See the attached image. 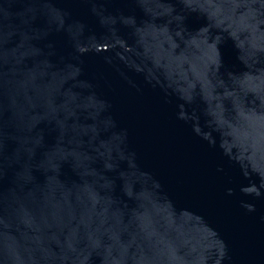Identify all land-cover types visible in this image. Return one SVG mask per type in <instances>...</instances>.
<instances>
[{
    "label": "water",
    "instance_id": "water-1",
    "mask_svg": "<svg viewBox=\"0 0 264 264\" xmlns=\"http://www.w3.org/2000/svg\"><path fill=\"white\" fill-rule=\"evenodd\" d=\"M0 264H264V0H0Z\"/></svg>",
    "mask_w": 264,
    "mask_h": 264
}]
</instances>
